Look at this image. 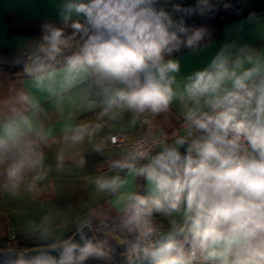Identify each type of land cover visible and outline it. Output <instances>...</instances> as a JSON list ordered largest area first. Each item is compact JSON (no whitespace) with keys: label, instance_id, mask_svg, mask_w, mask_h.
Segmentation results:
<instances>
[{"label":"clouds","instance_id":"obj_1","mask_svg":"<svg viewBox=\"0 0 264 264\" xmlns=\"http://www.w3.org/2000/svg\"><path fill=\"white\" fill-rule=\"evenodd\" d=\"M155 2L72 0L64 12L65 21L74 13L90 26L72 25L76 32L91 30V34L67 58L68 71L93 78L105 114L113 108L156 112L179 99L186 109L188 136L206 133L193 139L183 156L177 146H183L187 137L162 144V150L139 168L136 160L144 152L115 162L120 170L143 175L152 186L151 197L128 196L129 223L136 225L141 237H150L156 231L149 219L153 211L170 215L183 204V223L172 221L162 242L146 250L150 264H264V64L243 69L237 59L230 66L226 45L207 68L186 78L178 94L173 85L180 64L165 61L164 56L181 46L194 47L205 30L189 32L183 19L174 21L162 8H155ZM174 10L191 12L179 5ZM45 27L39 47L43 57H36L34 69L40 73L46 61L55 60L69 46L62 29ZM86 127L72 139L82 140ZM21 135L10 130L0 136V153L16 148ZM23 163L14 164L9 175L15 176ZM123 183L119 175L96 181L98 189L112 191ZM57 251L58 258L37 256L34 264H75L77 251L81 261L103 254L91 240L81 245L72 238Z\"/></svg>","mask_w":264,"mask_h":264},{"label":"crops","instance_id":"obj_2","mask_svg":"<svg viewBox=\"0 0 264 264\" xmlns=\"http://www.w3.org/2000/svg\"><path fill=\"white\" fill-rule=\"evenodd\" d=\"M69 2L72 0H0V136L10 130L23 133L16 148L0 153V239L11 237L22 244L19 248L52 245L68 239L85 221L89 225L115 222L118 231H106L103 241L94 243L103 254L82 261L77 258L75 264H117L120 251L144 248L138 228L129 223L128 196L151 197L153 193L143 175L115 167L116 161L131 158L110 145L109 136L118 133L133 141L166 133L162 144H173L186 137V109L174 99L167 109L156 112L113 108L105 114L93 78L68 71L67 58L91 34V30L85 34L72 27L74 22L90 27L82 15L73 13L65 21ZM175 5L191 10L190 14L175 11ZM153 6L169 13L174 21L183 19L189 32L205 30L194 47L181 46L164 56L165 61L180 64L173 85L178 94L186 78L207 68L226 45L230 66L237 59L243 69L264 64V0H156ZM45 26L62 29L69 46L55 60L46 61L47 67L40 73L34 69L36 57H43L39 47L44 43ZM137 114L149 117V122L143 123ZM83 126H87L83 139L74 141L72 137ZM162 144L147 158H137L136 167L147 164L162 150ZM21 160L22 167L10 176V168ZM116 175L124 181L118 189H98V179ZM155 213L151 222L155 226L151 225L159 229L162 239L172 221L178 226L183 223L184 205L170 215ZM123 264H150V258L130 254Z\"/></svg>","mask_w":264,"mask_h":264},{"label":"built area","instance_id":"obj_3","mask_svg":"<svg viewBox=\"0 0 264 264\" xmlns=\"http://www.w3.org/2000/svg\"><path fill=\"white\" fill-rule=\"evenodd\" d=\"M137 116L140 117L143 123H148L150 120L149 117L147 116H142L139 114H137ZM186 123H187L186 120H184V125H186ZM186 137L190 138L192 141L193 139L206 137V133H204L203 131L193 132L192 136H188L187 133ZM166 138H167V134L161 133L156 137L143 135L142 137L136 140L127 141L122 134L113 133L109 136L108 141L110 145L122 149L130 158L135 153L144 152L145 153L144 157L142 158L138 157V158L145 159L148 156H150V154L154 151L156 146L162 144ZM193 155L195 156V153H193ZM153 228L156 231L153 233L152 236L147 238L141 237V242L143 244V247L147 250H152V248L157 247L158 241L162 242L159 229L155 227ZM188 247L189 245L185 244V249H187ZM10 248H18L17 242L14 239H12L11 237L0 239V252Z\"/></svg>","mask_w":264,"mask_h":264},{"label":"water","instance_id":"obj_4","mask_svg":"<svg viewBox=\"0 0 264 264\" xmlns=\"http://www.w3.org/2000/svg\"><path fill=\"white\" fill-rule=\"evenodd\" d=\"M191 143V139L188 138L187 142L178 148L181 155H186V149L188 144ZM84 239H81V237ZM69 238H72L73 242L84 244L85 240H91L92 244L96 242V236L89 224H85L75 231ZM68 238V239H69ZM66 239V240H68ZM65 241V240H64ZM62 242L52 245L30 247V248H10L0 252V264H29L34 263V258L37 256L48 255L51 257H59V249L62 246ZM80 256L79 251L76 252V257Z\"/></svg>","mask_w":264,"mask_h":264},{"label":"trees","instance_id":"obj_5","mask_svg":"<svg viewBox=\"0 0 264 264\" xmlns=\"http://www.w3.org/2000/svg\"><path fill=\"white\" fill-rule=\"evenodd\" d=\"M156 217H157V214L155 213V211H153V214L149 219L151 220V222L152 221L154 222V219ZM90 225L92 226V229L94 228V230L96 232V235L98 237L97 242L103 241L104 232H106V231L117 232L118 228H119V225L115 222H102L101 223V222L93 221L92 223H90ZM152 225H154V224H152ZM17 246L21 247L22 244L19 243V244H17ZM130 254L138 255V256H145L146 250L144 248H139V247H131V249L128 253H126V251L122 250V251H120V254L118 255V257L116 258L117 264H123V260L126 258V256H129ZM123 255L124 256L126 255V256L124 257Z\"/></svg>","mask_w":264,"mask_h":264}]
</instances>
